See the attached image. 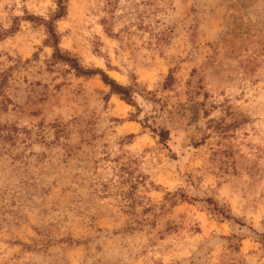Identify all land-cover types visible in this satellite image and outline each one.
<instances>
[{"label": "clouds", "instance_id": "obj_1", "mask_svg": "<svg viewBox=\"0 0 264 264\" xmlns=\"http://www.w3.org/2000/svg\"><path fill=\"white\" fill-rule=\"evenodd\" d=\"M0 264H264V0H0Z\"/></svg>", "mask_w": 264, "mask_h": 264}]
</instances>
